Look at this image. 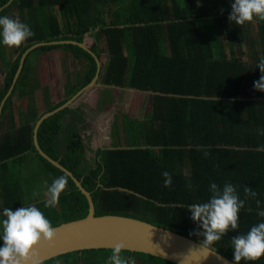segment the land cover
Masks as SVG:
<instances>
[{
  "label": "trees",
  "instance_id": "1",
  "mask_svg": "<svg viewBox=\"0 0 264 264\" xmlns=\"http://www.w3.org/2000/svg\"><path fill=\"white\" fill-rule=\"evenodd\" d=\"M9 1L0 0V8ZM232 3L234 0H13L5 7L0 16L18 18L34 35L21 47H12V55L0 36L4 74L0 107L5 100L0 117V215L4 208L15 210L34 203L27 202L29 181L23 184L9 168L10 161L17 167L31 155L50 174L49 185L57 177L67 178V188L55 207L34 204L52 225L82 219L89 213L88 200L72 178L37 151L34 128L42 115L91 83L98 69L96 59L75 44L39 47L27 55L8 96L30 47L75 41L85 43L99 58L97 85L151 93V110L144 120L124 117L128 143L120 148H98L89 163L77 122L83 119L71 106L40 126L42 150L82 182L92 195L96 216L132 217L201 242L203 235L191 234L204 230L191 219L190 205L210 201L212 182L220 194L231 183L246 206L239 213L238 229H230L212 248L235 262L232 239L264 223V217L257 215L264 211V151L257 150L264 148V91L255 88L264 75L258 67L264 57V21L257 36L248 35V23L230 22ZM248 46L259 52H248L244 49ZM55 50H65L74 60L84 61V71L74 80L67 79L65 98L60 102L50 103L44 93V111L37 115L34 98L42 87L31 83L33 57ZM117 121L115 126H119ZM130 132L137 136L136 145L130 143ZM165 171L171 173V187L164 186ZM245 187L257 195L245 197ZM111 250L68 253L43 264H106ZM122 255L129 257V264L131 257L136 264H176L145 253L125 251ZM240 264H264V258Z\"/></svg>",
  "mask_w": 264,
  "mask_h": 264
},
{
  "label": "clouds",
  "instance_id": "2",
  "mask_svg": "<svg viewBox=\"0 0 264 264\" xmlns=\"http://www.w3.org/2000/svg\"><path fill=\"white\" fill-rule=\"evenodd\" d=\"M230 22L243 26L246 23L264 21V0H234L231 4ZM34 33L29 25L22 23L18 18L0 16V36L2 43L8 47H21ZM258 67L264 73V57H261ZM255 88L264 91V75L255 83ZM264 151V148L257 149ZM164 186H172L171 173H162ZM214 195L207 203L191 204L189 211L191 219L198 222L203 228V233L195 232L197 236L203 235L201 245L210 248L221 241L229 230L239 227V213L245 208V200L236 193V188L231 183H226L223 193L220 194L218 185L211 183ZM67 188V178L64 176L53 179L48 187V198L43 201L45 207H55L59 196ZM245 197L249 193L256 196L251 189L244 188ZM260 201L257 200L259 206ZM264 217V211L257 212ZM2 225L3 246L0 247V264H31L34 250L42 243H52L56 238L57 229L45 214L35 205L20 207L15 210L3 209ZM235 264L240 261H257L264 258V223L251 227L246 235H239L232 239ZM126 251L124 243H117L111 250L106 264H129V257L122 255ZM131 264H136L135 257H131Z\"/></svg>",
  "mask_w": 264,
  "mask_h": 264
},
{
  "label": "water",
  "instance_id": "3",
  "mask_svg": "<svg viewBox=\"0 0 264 264\" xmlns=\"http://www.w3.org/2000/svg\"><path fill=\"white\" fill-rule=\"evenodd\" d=\"M12 2L13 0H10L7 5L1 7L0 12ZM59 44H75L87 50L96 59L98 69L96 76L89 85L62 106L39 118L34 128V144L42 157L72 178L88 200L89 213L85 218L55 226L57 229L55 240L52 243L42 242L34 250L31 264H43L61 255L78 251L112 249L117 243H124L126 251L149 254L176 264H235L214 248L203 247L201 241L193 240L146 221L120 215L96 216V207L91 193L83 187L82 182L71 171L42 150L38 141V131L42 123L49 117L71 107L84 93L94 88L101 72L99 58L85 43L75 41L37 43L24 53L8 96L22 73L27 55L39 47ZM4 103L5 100L0 107V117Z\"/></svg>",
  "mask_w": 264,
  "mask_h": 264
},
{
  "label": "rangeland",
  "instance_id": "4",
  "mask_svg": "<svg viewBox=\"0 0 264 264\" xmlns=\"http://www.w3.org/2000/svg\"><path fill=\"white\" fill-rule=\"evenodd\" d=\"M11 52V53H10ZM8 54L12 55V47H8ZM35 62L31 83H36L42 87L35 95V105L37 115L42 113L45 106L44 93L49 96L50 103H58L65 98V83L67 79H75L84 71L83 62L74 60L72 55L65 50H55L48 53H40L33 57ZM4 74L0 64V83ZM151 93L132 92L130 90L109 89L103 85H97L93 89L84 93L72 106L82 116V121L78 120L82 138L87 146L86 161L93 162L95 151L102 148H112L117 145L125 146L124 133L115 128L114 117L116 112L128 115L130 120H144L151 110ZM113 103L111 107L109 103ZM111 103V104H112ZM15 104L18 100L15 99ZM118 115V114H117ZM20 122V121H18ZM17 122V123H18ZM19 124V123H18ZM122 125H120V128ZM119 131V133H118ZM129 134L131 145L137 144V136ZM27 156L26 162H20L16 167L15 162L10 161L9 168L12 167L14 174L18 176L23 184L27 181L31 185L28 192L27 202H34L32 205L42 203L48 198V180L50 174L44 173L43 163ZM8 174V171H6ZM36 175V178H31ZM59 202V201H58ZM5 219L0 215V220ZM2 232V225H0Z\"/></svg>",
  "mask_w": 264,
  "mask_h": 264
},
{
  "label": "crops",
  "instance_id": "5",
  "mask_svg": "<svg viewBox=\"0 0 264 264\" xmlns=\"http://www.w3.org/2000/svg\"><path fill=\"white\" fill-rule=\"evenodd\" d=\"M261 23H262V21H260V20H257L255 23H251V24H249L248 23V31H250L251 32V34H248V35H250V36H257L256 34L258 33V31H259V27H260V25H261ZM244 49L245 50H247L248 52H250V53H254V52H259L258 51V48L257 47H254V46H248V47H244ZM227 52H230L229 50L227 51ZM99 85H101V84H99ZM97 86V85H96ZM105 87V86H104ZM106 88H111V89H115L114 87H106ZM93 89V88H92ZM118 89V88H117ZM121 90H123V89H121ZM125 90H130V91H132V92H135V93H137V91L136 90H132V89H125ZM152 98V97H151ZM112 103V102H111ZM111 103H109V105L110 106H107V107H111L112 105H113V103L111 104ZM118 114V115H117ZM124 117H127V118H129L128 117V115H126V114H124V113H120V112H116V115H115V117H114V122H113V124H115L116 123V121H117V119H118V124H119V126H115V128L117 129V128H119L123 133H127V127H125L124 126ZM135 120H137V119H135ZM116 125V124H115ZM120 125H122V127L120 128ZM118 133H119V131H118ZM125 140V139H124ZM115 147H117V148H120V147H124L123 145L121 146V145H117V146H114V147H112V148H115Z\"/></svg>",
  "mask_w": 264,
  "mask_h": 264
}]
</instances>
